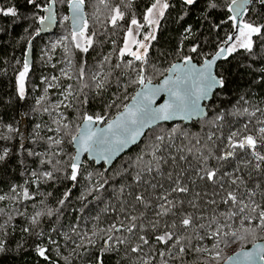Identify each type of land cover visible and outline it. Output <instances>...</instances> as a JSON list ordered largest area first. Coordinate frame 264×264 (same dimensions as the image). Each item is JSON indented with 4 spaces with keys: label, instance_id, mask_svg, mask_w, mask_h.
<instances>
[{
    "label": "trees",
    "instance_id": "obj_1",
    "mask_svg": "<svg viewBox=\"0 0 264 264\" xmlns=\"http://www.w3.org/2000/svg\"><path fill=\"white\" fill-rule=\"evenodd\" d=\"M49 2L50 0H37L43 6H47ZM153 2L154 0H106V4H101L100 0H86L87 34L97 33L94 49H90L87 54L88 65L95 70L102 58L109 56L110 63L104 65L101 74L111 71L110 83L101 95H97L95 90L85 89L79 96L74 93L68 97L67 103L71 107L61 105L56 108L55 101L69 84L79 91L75 78L69 80L61 75V69L65 70L68 64L62 36L69 37L68 46L71 47V31L68 20L64 19L67 16L68 0H56L53 4V13L57 18L56 28L50 32L39 31V35L36 34L41 29L37 17L44 16L46 12L28 4L27 0H0V9L14 8L17 12L16 16L0 12V154L5 149L9 150L6 159L0 161V196L5 197L0 200V242L4 247V251H0V264H96L103 239L98 237L95 245L84 243L75 255L62 256L57 250L65 241L62 229L73 224L76 218L81 221L91 208L100 211L101 217L108 224L123 219L120 206L125 201L128 202L125 204L126 208L132 203L129 193L133 196H155L153 193L160 188L142 185L134 177L140 168L152 160L151 153L155 151L154 145L157 143L156 135L167 136L173 128L177 129L176 134L162 146L168 163L162 164L161 174L141 173L142 177L149 175L152 177L149 180L151 183L158 180L161 184H166L171 181L167 177L169 172L173 174V179L177 173L182 172L181 183L186 184L190 192L172 195L175 194V198L192 199L193 192H206L208 195L204 199H208L212 198L213 187L206 180H201L198 173L203 167L214 168L215 165L209 164L214 159H209L206 165L203 164L200 160L201 151L207 154L211 149L220 153L219 149L227 142L225 137L233 130H240L242 134L249 131L255 134L259 125L256 121L260 114L257 117L251 113L264 102V41L256 37L253 38L257 41L254 54L238 49L226 59L223 57L216 66V72L225 78V87L216 90L220 94L213 95L207 111L209 117L216 113L224 114V119L219 122L222 125L219 131L203 118L189 124L162 123L149 129L140 143L118 158L109 169H104V166L96 167L92 161L84 159L81 169L83 175L78 177L77 182L62 175L66 163L57 166L61 172H54L57 177L55 180H46L42 176L43 172L53 170L51 165L42 161L51 159L55 162L59 159L69 162V157L74 155L72 143L69 142L70 136L64 135L62 124L69 123L70 133L75 134L84 114L104 116L105 123L124 108L137 90L139 85L130 83L136 74L128 68L113 69L112 65L121 62L117 50L123 45L130 19L135 16L142 22L147 8ZM168 3L170 7L165 10V15L159 20L155 31L156 39L149 46L148 62L154 68H149L147 75L152 82H158L173 63L183 60L185 56L201 63L218 51L228 35L236 33L232 27L233 22L228 19L232 15L228 12L230 0H196L191 6L185 5L183 0H169ZM212 3L216 4L215 8L210 7ZM115 6H119L125 13V20L117 28L108 23L111 9ZM246 8L248 10L242 16L244 20L264 24V5L259 0H253ZM194 46L197 47L195 53L191 52ZM26 52L29 71L25 77V98L21 100L17 94V75L23 71ZM81 55L76 52L72 57L73 64L69 74L75 76ZM53 76L58 79L52 80ZM53 82L56 86L46 93L45 87ZM85 95L88 98L87 103H83ZM42 96H46V99L38 105L36 101ZM113 99L116 104L108 107ZM44 108L49 110L44 111ZM244 108L248 109L247 113ZM258 112L262 113L264 110ZM61 114L62 117L59 118ZM57 121L60 123H56ZM245 124L248 125L247 130L244 128ZM9 125L13 129L11 132L8 131ZM57 128H61V131L57 132ZM185 132L187 135L182 134ZM209 132L215 133V144L207 140ZM50 137L62 139L63 142L55 145L49 140ZM197 140L200 141L199 144ZM205 144H208V149L203 147ZM188 149H192V152L189 153ZM57 152L58 156L55 155ZM156 155L160 156L161 153ZM181 155L186 159L179 160ZM140 156H143V161L137 166V158ZM173 156L177 158L175 163L171 160ZM255 163V159L247 155L239 164L232 166L233 170L240 169L238 175L257 192L255 199L260 201L261 191L264 189V164L256 169ZM33 172L37 175L33 176ZM88 173L92 174L90 179ZM154 177L157 179L153 180ZM88 184L91 187L103 184V188L89 194ZM257 185H261V188H257ZM13 187L16 189L15 193L12 191ZM121 188H124L123 192ZM24 189L28 190L32 199L26 200L18 195ZM65 193H69L67 198ZM215 198L219 201V197ZM61 200L65 201L63 205L60 204ZM183 207L189 212L194 211L187 203ZM137 208L142 207L137 205ZM226 209L227 206L221 204L218 211ZM49 211L52 212L51 216L48 215ZM38 212L41 215L37 218L38 222L33 224L32 219ZM238 226L233 224V230ZM225 240L229 242L226 244ZM261 240L264 241V229L260 228L244 241L232 242L230 237H222L218 249L213 248L212 240H193V244L211 251L188 252L178 260H170V264H217L234 251ZM39 247L47 250L48 260L38 255ZM158 247L163 250V246ZM172 251L175 252L176 249ZM216 251L221 254L218 262L211 259ZM130 255L135 257L137 254ZM123 256L124 248L121 246L119 253H106L103 256L104 264H134ZM158 260L157 256L152 264H157Z\"/></svg>",
    "mask_w": 264,
    "mask_h": 264
},
{
    "label": "snow or ice",
    "instance_id": "obj_2",
    "mask_svg": "<svg viewBox=\"0 0 264 264\" xmlns=\"http://www.w3.org/2000/svg\"><path fill=\"white\" fill-rule=\"evenodd\" d=\"M183 2L185 5L191 6L196 3V0H183ZM252 2L253 0H230L228 12L232 13V15L228 19L233 22L232 27L237 34L235 37L231 34L227 36L216 52V58L224 56L226 59L228 55L235 53L238 49L254 54L253 49L257 41L253 38L256 37L264 41V24H256L242 18L243 13L248 10L246 5ZM259 2L264 5V0H259ZM27 3L48 13L46 16L37 17L38 23L42 26L36 33L39 35V31L45 30L46 27H51L55 20L53 4L56 3V0H50L47 6L37 3V0H27ZM68 3L72 10V16L64 19L72 20L73 29L70 35L71 47L65 44L64 50L68 57L67 63L69 67L73 64L72 57L76 55V52L82 55L79 58L75 76L64 69H61V75L69 80L75 78L79 84V91L74 89L72 84H69L61 93L64 99L59 101L55 106L56 108L61 105L71 107V104L65 103L68 97L73 96L74 93L79 96V93H83L85 89L95 90L97 95H101L110 83L109 77L112 74L111 71L105 75L101 74L104 65L110 63L109 56H104L95 70L88 65L87 54L90 49H94L97 33L87 34L88 23L84 16L86 0H68ZM100 3L106 4V0H100ZM169 7L168 0H154L147 8L143 20L145 24L152 27V31L145 34L142 39H136V36L139 35L140 29L144 27V24H141L133 16L126 29L123 47L117 50L118 58L121 62L112 65V68L121 69L123 67L130 69L136 74L130 80V83L141 86L136 94L131 97L133 103L131 105L125 104L124 110L114 120L108 122L104 128L93 127L104 123L105 117L101 115L84 114L83 125L77 128L75 134L70 133L69 123L62 124L64 135L70 136L69 142L76 145V152L69 157V162L59 159H56L55 162L51 159L42 161V163H47L53 168L52 171L42 173L46 180H55L57 177L54 172H61V169L57 166L66 163V168L62 175L72 182H77L78 177L83 175L81 172L83 167L81 155L83 153H89V157L97 163L101 160L111 163L114 157L125 147L137 142L138 137L144 134V129L154 127L162 121H171L176 118L181 120H192L194 117L203 118L206 123L215 127L217 131L220 130L222 125L219 122L224 119V114L216 113L213 117H209L207 111L209 105L206 103L202 105V102L210 101L213 95L220 94L215 90L225 87L223 75L213 72L215 58L205 59L203 65L197 68L191 63L192 58L185 56L182 68L173 64L168 69L169 73L176 72L174 77H165L158 86H150L152 81L147 72L149 68H154V66L148 62L149 46L150 42L156 39L155 29L159 25V18L164 17L165 10ZM210 7L215 8L216 4L212 3ZM0 12H3L4 15H17L14 8L0 9ZM111 12L108 23L113 28H117L120 26V22L125 20V13L121 11L119 6L113 7ZM238 17H241V19L238 20ZM64 40H69V37H64ZM112 43L115 44V41ZM29 45H31V41H29ZM224 45H227V47ZM133 46H135V51H133ZM191 52H197V47H192ZM125 57H131L132 59L127 60ZM136 62L139 63L137 64ZM28 71L29 63L26 52L24 68L19 73L17 80V94L21 100L25 98V77ZM51 79L56 80L58 78L53 76ZM53 86L51 83L48 84V88ZM45 92L47 93V88ZM161 93H166L167 99L164 103L154 107L156 97ZM45 99L46 96H42L37 99L36 103L40 105ZM87 102L88 98L85 95L83 103ZM115 104L116 100L113 99L108 107H112ZM48 110V108H44V111ZM256 111H261V109L257 108L251 115L254 116ZM244 112L247 113L248 109L244 108ZM262 115H264V112H262ZM56 123L59 124L60 122L57 121ZM256 123L261 126L255 129V134H252L251 131L244 135L236 131L228 133L227 137H225L227 143L223 147L230 150L223 151L219 149L221 151L219 155H216L211 149L208 150L207 154L201 151V162L206 165L209 159L228 161L237 155V150H240L252 156L256 161L255 168L260 169L261 165L264 164V154H261L264 152V120L258 119ZM244 128L247 130L248 125L245 124ZM8 131H13L10 125L8 126ZM56 131H61V128H57ZM176 132L177 129L173 128L167 136L164 134L156 135L155 141L157 143L154 145L155 151L151 153L152 160L137 172L134 177L136 182L148 183L141 175L144 172L152 173L155 169L158 175L161 174L162 164L168 163V159L163 155L162 146ZM182 134L187 135L186 132ZM213 136H215V133L209 132L207 140L215 144ZM49 140L55 145H60L63 142L62 139H53L51 137ZM197 143L199 144L200 141L197 140ZM203 147L205 149L209 148L208 144ZM158 152L161 153L160 156L156 155ZM188 152L191 153L192 149H188ZM8 154L9 150L5 149L0 154V161H4ZM55 155L58 156L59 152ZM176 159L174 156L171 157L173 163H175ZM185 159L184 155L179 156V160ZM142 161L143 156L138 157L136 165L139 166ZM244 162L252 163V161ZM233 171L234 173H239L240 169L236 168ZM217 173L218 168L209 169L207 167L201 168L200 173H198L201 180H206L213 187L212 198L204 199L208 195L206 192H193L192 199H187L186 197L170 198L173 193L187 194L190 189L186 184L181 183L182 172L177 173L175 179H173V174L169 172L167 177L174 186L163 190L160 195L154 197L156 200L155 204L152 203V198L149 195L135 194L133 196L132 193H129V196L132 197V203L128 204L127 208L125 207V204L128 203L127 201L122 202L120 206V212L124 213L123 219L114 221L107 226H95L91 230V235L86 232L81 236V240L87 238L88 243L94 245L93 237L103 239V246L100 249V254L96 257V264H104L103 256L106 253H119L121 246L124 248L123 258L134 262V264H152L157 256L159 257L157 264H170V260H178L188 252L207 253L211 251L209 248L193 244V240L197 242L205 239L212 240L213 248L218 249L222 237H230L232 242L236 240L244 241L249 235L254 234L257 228L264 229V189L261 191V200L257 201L255 199L257 192L245 184L243 177L238 174L225 173L224 175L228 176L229 179L223 181V177L218 176ZM32 175L36 176L37 174L33 172ZM91 175V173H88L89 179ZM150 187L155 188L156 185H150ZM160 187L163 189V185ZM256 187L261 188V185ZM100 188H103V184H100L99 187H91L89 194L92 191H99ZM12 191L16 192L15 187H13ZM123 191L124 188H121V192ZM68 194L65 193V198H67ZM18 195H22L26 200L32 199L27 189H24L22 194ZM215 197H219V201ZM3 199L5 197L0 196V200ZM64 202V200H61L60 204L63 205ZM185 203L194 211L189 212L184 208L183 205ZM221 204L227 206L225 211H218ZM137 205L145 210L153 208L154 218L148 220L145 211L133 214L137 212ZM40 215L41 213H36V216L32 219L33 224L38 222L37 218ZM48 215L51 216L52 212L49 211ZM165 217H170L171 219H164ZM145 220L148 221L147 224L144 223ZM233 224L239 226L233 230ZM24 231H28V229H24ZM224 242L227 244L229 241L225 240ZM80 246L77 245V247ZM158 246H163V250ZM172 249H176V251L173 252ZM0 251H4L2 242H0ZM46 251L43 247L37 249L38 255L48 260L49 257L46 255ZM131 253L137 255L132 257ZM220 255V252L216 251L211 259L218 262ZM227 259L232 264H242V262L256 264L257 260L264 262V247L258 248L256 252L245 251L242 248L235 256H230Z\"/></svg>",
    "mask_w": 264,
    "mask_h": 264
},
{
    "label": "rangeland",
    "instance_id": "obj_3",
    "mask_svg": "<svg viewBox=\"0 0 264 264\" xmlns=\"http://www.w3.org/2000/svg\"><path fill=\"white\" fill-rule=\"evenodd\" d=\"M169 1V0H168ZM146 13V12H145ZM66 17H68V14H67V16ZM161 18H159V20H160ZM68 24H69V21H68ZM141 24H144V27L143 28H141L140 29V33H139V35L138 36H136V39H142L143 38V36L145 35V34H147L148 32H150V31H152V27L151 26H148L147 24H145V22H144V20L141 22ZM69 28H70V26H69ZM157 28V27H156ZM70 31H71V29H70ZM155 31H156V29H155ZM72 32V31H71ZM236 34H237V32H236ZM64 37L65 36H62L61 38L63 39V44H64V46H65V44H67L68 45V41L69 40H64ZM125 38V37H124ZM151 43V42H150ZM122 47H123V45H122ZM136 49H135V46H133V51H135ZM70 69H71V67H69V65L67 64L66 65V71H70ZM19 75V74H18ZM18 75H17V80H18ZM54 86H56V83L55 82H53L52 83ZM47 88V90H49V89H51V88H53V87H51V88H48V85L45 87V89ZM64 99V96L63 95H61L60 96V98L58 99V100H56L55 101V103H59V101L60 100H63ZM65 103H67V101H65ZM257 108H259V109H262V111L264 110V102L260 105V106H257L255 109H254V111L257 109ZM260 114V115H259ZM257 115V117H258V115H259V119L260 120H264V115H262V113H259L258 111H256L255 112V115L254 116H256ZM53 116H57V114H53ZM60 117H62V114L61 115H59V118ZM261 125H258L257 126V128H259ZM233 131H235V130H233ZM238 133H240L241 135H244V132H243V134H242V132L239 130L238 131ZM247 132H245V134H246ZM227 143V142H226ZM226 143L225 144H223V146L224 145H226ZM222 146V150L223 151H225V150H230V149H227V148H225V147H223ZM239 151V153H238V156L237 157H235V158H233L232 160L234 161L233 163H230L229 165H228V167H230V166H232V165H236V164H239L241 161H243L244 160V157H246L247 156V154L246 153H243V152H241L240 150H238ZM216 155H219V154H221V151H220V153H215ZM261 154H263V152L261 153ZM212 161H214V165H215V167H216V165H219L220 167H219V169H221V168H224L225 166L223 165H221L220 163H222V162H219V161H217L216 159H214V160H212ZM143 174H146L145 172L143 173ZM145 180H149L151 177L149 176V175H147V176H144L143 177ZM156 178V177H155ZM88 187L89 188H91V184H88ZM127 188H131L130 186H127ZM151 209V208H150ZM150 213V215H148V217H154V209L152 208V211H150L149 212ZM123 215H124V213H123ZM98 218V219H97ZM80 222V223H79ZM111 223H113V222H110L109 224H111ZM106 224H108V222L104 219V218H102L101 217V215H100V211H98L97 209L95 210V209H93V208H91V209H89L87 212H86V214L84 215V217H83V219L81 220V221H78V218H76L75 219V221H74V223L73 224H71L70 226H68V227H66V228H64V229H62V232H63V237H65V241L61 244V246H59L58 247V252H59V254H61L62 256H66V255H69V256H72V255H75L77 252H78V250H79V247H77V245H83L84 243L85 244H88V245H92V244H89L88 243V241H87V238H85L84 240H81V236H83L84 235V233H88V235H91V230L95 227V226H99V227H103V226H107ZM108 224V225H109ZM97 238L98 237H93V239H94V241H95V244H96V241H97ZM51 240V239H50ZM49 240V241H50ZM53 242H55L54 240H53ZM94 244V245H95ZM221 263V262H220ZM204 264V263H203ZM217 264H219V263H217Z\"/></svg>",
    "mask_w": 264,
    "mask_h": 264
},
{
    "label": "water",
    "instance_id": "obj_4",
    "mask_svg": "<svg viewBox=\"0 0 264 264\" xmlns=\"http://www.w3.org/2000/svg\"><path fill=\"white\" fill-rule=\"evenodd\" d=\"M46 14V13H45ZM54 14V17H55V20H54V22L52 23V25H51V27H46L45 28V30H43V31H45V32H50V31H54L55 30V28H56V24H57V18H56V15H55V13H53ZM67 14H68V17H71L72 16V10H71V8L69 7V3H68V5H67ZM46 15H48V14H46ZM84 16H85V18H86V14H85V6H84ZM68 21H69V26H70V29H71V31H72V29H73V23H72V20L71 19H68ZM40 27L42 28V26L40 25ZM225 47H227V45H224ZM216 54V53H215ZM215 54H213L212 56H210L209 58H206V59H213V58H215V64L213 65V72L214 73H216V66H217V64L219 63V61L224 57V56H221V57H219V58H216L215 57ZM204 61H205V59L201 62V63H197V62H195V61H193V60H191V63L193 64V65H195L197 68H199L200 66H202L203 65V63H204ZM173 64H176V65H178V66H180L181 68L183 67V60H181V61H177V62H175V63H173ZM172 64V65H173ZM171 65V66H172ZM170 66V67H171ZM169 67V68H170ZM182 74V73H181ZM176 75V72L174 71V72H172V73H169L168 71H167V73L163 76V77H161L160 79H159V81L158 82H152V84L150 85V86H158L159 84H161V82L165 79V77H168V76H175ZM140 85L138 86V88H137V90L134 92V94H133V96L136 94V92L140 89ZM218 90V89H217ZM216 91V90H215ZM132 96V97H133ZM213 97V96H212ZM167 99V94L166 93H161L160 95H158L157 97H156V101H155V104L153 105L154 107H156V106H159L160 104H162V103H164L165 102V100ZM212 99V98H211ZM210 101H205V102H202V105L203 104H208ZM133 103V101H132V99H130L129 101H128V105H131ZM124 110V108L121 110V111H119L113 118H111L110 120H108L107 122H105V123H102V124H97V125H94L93 127L94 128H104V127H106L107 126V123L108 122H110L111 120H114L115 118H116V116L120 113V112H122ZM199 119H202V118H196V117H194L192 120H181V119H179V118H176V119H174V120H171V121H162V122H159L158 124H156L155 126H157V125H159V124H162V123H177V122H183V123H185V124H189V123H191L192 121H196V120H199ZM83 125V121L81 122V124H80V126H82ZM79 126V127H80ZM154 126V127H155ZM154 127H151V128H146V129H144V134L142 135V136H140V137H138V139H137V142L135 143V144H129L127 147H125L118 155H116L115 157H114V159L111 161V163H106L105 161H103V160H101L99 163H97L94 159H91L90 157H89V153H83L82 155H81V161L83 162L84 161V159H87V160H89V161H92L93 162V164H94V166H96V167H98V166H104V169H109L115 162H116V160L118 159V158H120L123 154H125V153H127L128 151H130L133 147H135L137 144H139L140 143V141L142 140V138L144 137V135L146 134V132L149 130V129H152V128H154ZM72 147H73V149H74V154H75V152H76V145H74L73 143H72ZM261 247H264V241H256V242H254L253 244H251L250 246H248V247H243V249L245 250V251H251V252H256L257 250H258V248H261ZM241 249L242 248H240V249H238V250H236V251H234L233 253H231L228 257H230V256H235V254L237 253V252H240L241 251ZM227 257V258H228ZM225 259L224 261H222L221 263H219V264H232V262H229L228 261V259ZM198 264H202V263H198ZM242 264H246V262H242ZM256 264H264V262H261V261H259V260H257L256 261Z\"/></svg>",
    "mask_w": 264,
    "mask_h": 264
},
{
    "label": "flooded vegetation",
    "instance_id": "obj_5",
    "mask_svg": "<svg viewBox=\"0 0 264 264\" xmlns=\"http://www.w3.org/2000/svg\"><path fill=\"white\" fill-rule=\"evenodd\" d=\"M46 14H48V13H46ZM46 14H44V16H46ZM235 35H236V33H234L233 34V37H235ZM248 134V133H247ZM225 151H227V150H225ZM238 153H239V151L237 150V155L235 156V157H237L238 156ZM235 157H233V158H235ZM233 158H230L228 161H219V162H222V163H220L222 166L224 165L225 167L224 168H221V169H219V165H216V167H214V168H209V169H217L218 168V173H217V175L218 176H222L223 177V181H227V177L228 176H226V175H224L225 173H230V174H236V173H234V171H233V166H230V167H228V165L230 164V163H233L234 161L232 160ZM209 164H214V161H209ZM145 173H147V172H145ZM152 173H156V171L155 170H153V172ZM238 174V173H237ZM151 177V176H150ZM152 179V177L149 179V180H151ZM155 179H157V177L155 178H153V180H155ZM145 180V179H144ZM149 180H147L148 181V183H143L142 182V185H146V186H150V185H156V188H160L159 190H156V192H154L153 194H155V196H152V198H153V200H152V203L153 204H155L156 203V200L154 199V197H156V196H158V195H160L161 194V192L163 191V190H165V189H169L171 186H174L173 185V183H172V181H170V182H168V183H162L161 184V182L160 181H155V183H151ZM161 185H163V189L160 187ZM170 198H175V194L174 195H172ZM139 211H145V215L147 216V218H148V220H151V219H153L154 217H148V215H150V211H152V208L150 209V208H148V211H146L145 209H143V208H137V212H139ZM133 214H135V213H133ZM147 220H145L144 221V223L145 224H147Z\"/></svg>",
    "mask_w": 264,
    "mask_h": 264
}]
</instances>
